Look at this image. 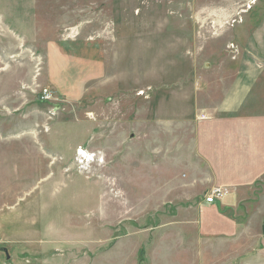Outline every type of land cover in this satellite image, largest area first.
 Instances as JSON below:
<instances>
[{"label":"rangeland","instance_id":"obj_1","mask_svg":"<svg viewBox=\"0 0 264 264\" xmlns=\"http://www.w3.org/2000/svg\"><path fill=\"white\" fill-rule=\"evenodd\" d=\"M222 102L264 114V0H0V264H264V172L194 180Z\"/></svg>","mask_w":264,"mask_h":264},{"label":"crops","instance_id":"obj_2","mask_svg":"<svg viewBox=\"0 0 264 264\" xmlns=\"http://www.w3.org/2000/svg\"><path fill=\"white\" fill-rule=\"evenodd\" d=\"M237 94H239L237 92ZM228 103H240L235 91L229 94ZM257 103L258 100H252ZM259 103V102H258ZM222 104V105H221ZM214 107V119L197 130V153L205 164L196 169L194 180L204 183L205 187L226 186L240 196L244 186L260 177L264 172V114L257 119H234L235 129H225L227 112L223 102ZM232 120V119H229ZM258 122V124H256ZM262 128V129H261ZM231 193V197L233 198ZM235 198V197H234ZM209 205V204H208ZM204 204V206H208Z\"/></svg>","mask_w":264,"mask_h":264},{"label":"built area","instance_id":"obj_3","mask_svg":"<svg viewBox=\"0 0 264 264\" xmlns=\"http://www.w3.org/2000/svg\"><path fill=\"white\" fill-rule=\"evenodd\" d=\"M79 151H80L79 155H80L81 159H84L82 162L88 160V159L86 158V157L88 156V154H87V153H86L87 155H85V154H81L82 152H84L82 148H80ZM221 193H222V190H221V189H215L214 192H213V194H214L215 196H217V199L221 196ZM215 196H213V197H209V198H208V201H209V202H212V203L215 202V201H216V200H215Z\"/></svg>","mask_w":264,"mask_h":264},{"label":"water","instance_id":"obj_4","mask_svg":"<svg viewBox=\"0 0 264 264\" xmlns=\"http://www.w3.org/2000/svg\"><path fill=\"white\" fill-rule=\"evenodd\" d=\"M5 252L7 254V258H10V255H9L8 251L6 250Z\"/></svg>","mask_w":264,"mask_h":264},{"label":"bare ground","instance_id":"obj_5","mask_svg":"<svg viewBox=\"0 0 264 264\" xmlns=\"http://www.w3.org/2000/svg\"><path fill=\"white\" fill-rule=\"evenodd\" d=\"M81 154H85V155H87L85 152H82Z\"/></svg>","mask_w":264,"mask_h":264}]
</instances>
